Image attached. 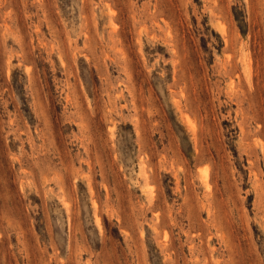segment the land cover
<instances>
[{
  "label": "rangeland",
  "instance_id": "rangeland-1",
  "mask_svg": "<svg viewBox=\"0 0 264 264\" xmlns=\"http://www.w3.org/2000/svg\"><path fill=\"white\" fill-rule=\"evenodd\" d=\"M0 264H264V0H0Z\"/></svg>",
  "mask_w": 264,
  "mask_h": 264
}]
</instances>
